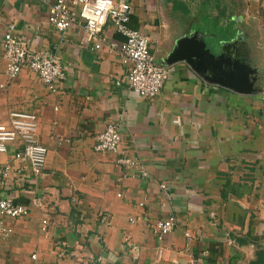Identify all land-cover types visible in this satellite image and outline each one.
Here are the masks:
<instances>
[{
    "label": "crops",
    "instance_id": "1",
    "mask_svg": "<svg viewBox=\"0 0 264 264\" xmlns=\"http://www.w3.org/2000/svg\"><path fill=\"white\" fill-rule=\"evenodd\" d=\"M127 1L128 25L168 69L155 97L129 89L118 54L83 42L81 23L61 33L38 0H0V124L31 112L32 138L47 149L37 178L14 158L20 142L0 152V172L9 167L0 197L29 211L5 218L11 232L0 238V264H264V0ZM5 21L31 48L59 58L67 78L55 90L27 68L7 79ZM102 35L122 39L109 21ZM190 36L252 69L256 90L240 93L185 62L166 63ZM110 123L147 175L93 149ZM169 214L174 228L159 240L151 224Z\"/></svg>",
    "mask_w": 264,
    "mask_h": 264
},
{
    "label": "built area",
    "instance_id": "2",
    "mask_svg": "<svg viewBox=\"0 0 264 264\" xmlns=\"http://www.w3.org/2000/svg\"><path fill=\"white\" fill-rule=\"evenodd\" d=\"M38 1L45 7L47 21L55 30L64 33L73 25L81 23L83 42H92L97 49L105 45L108 52H116L126 68L124 81L129 89L145 98L155 97L161 93L168 75L167 66L153 58L148 37L128 25L131 5L127 0ZM108 21L113 25L115 32L121 35V40L103 38V28ZM2 29L1 46L7 79L15 78L23 68H27L36 73L43 84L53 91L57 83L67 78V70L59 58L31 48L29 40L18 34L13 22H3ZM258 94L264 108V88L260 89ZM11 115L9 126L0 124V152L6 151L7 144L20 142L14 158L23 164L26 163L30 175L34 178L40 177L43 175L47 149L32 138L36 118L31 112H13ZM122 143L118 125L110 123L96 135L93 149L98 152L114 153L118 156L116 159L118 164L136 168L142 175H147L139 161L125 153ZM8 171L9 167L5 166L0 173L5 177ZM160 187L165 189L166 185L162 183ZM28 213L26 206L16 203L10 195L1 196L0 238L7 237L11 232V228L4 221L6 217L16 219ZM104 219L105 216L101 214L100 221L103 222ZM43 223H46V220H43ZM174 225L175 217L169 214L152 223L151 230L157 239L162 240ZM185 235L188 236V233ZM31 257L34 258V255Z\"/></svg>",
    "mask_w": 264,
    "mask_h": 264
},
{
    "label": "water",
    "instance_id": "3",
    "mask_svg": "<svg viewBox=\"0 0 264 264\" xmlns=\"http://www.w3.org/2000/svg\"><path fill=\"white\" fill-rule=\"evenodd\" d=\"M185 62L207 81L217 83L240 93H252L255 77L252 69L223 53L215 54L206 41L196 36L182 37L166 57L165 62Z\"/></svg>",
    "mask_w": 264,
    "mask_h": 264
},
{
    "label": "trees",
    "instance_id": "4",
    "mask_svg": "<svg viewBox=\"0 0 264 264\" xmlns=\"http://www.w3.org/2000/svg\"><path fill=\"white\" fill-rule=\"evenodd\" d=\"M260 257H261V253H260V255H259Z\"/></svg>",
    "mask_w": 264,
    "mask_h": 264
}]
</instances>
